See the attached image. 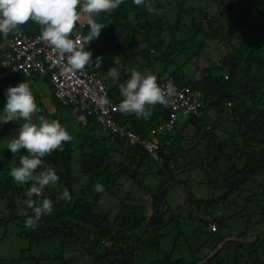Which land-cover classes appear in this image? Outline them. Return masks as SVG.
<instances>
[{
	"label": "trees",
	"instance_id": "1",
	"mask_svg": "<svg viewBox=\"0 0 264 264\" xmlns=\"http://www.w3.org/2000/svg\"><path fill=\"white\" fill-rule=\"evenodd\" d=\"M206 1L203 5L192 0H145L154 9L149 12L144 4L123 0L112 12L91 17L94 22L105 25L100 32L103 39L119 42L110 51L103 47L91 53L93 62L89 63L102 76L110 100L123 99L118 83L109 77L108 71L115 66L124 67L130 61L123 58L116 62L114 54L124 48L135 58L148 62L139 66L140 72L156 75L158 84L172 79L176 86H191L204 96L203 113L187 116L183 122L180 119L169 131H158L169 119L168 105L153 106L147 120L121 111L114 113L120 127L133 130L141 140H151L152 133H156L160 142L158 159L142 142L131 146L120 134L104 129L94 111L82 110L76 104L66 103L67 99L58 98L48 73L34 74L31 78L18 74L3 80L0 84L3 107L6 90L26 81L33 87L31 91L39 109L34 122H38L39 116L58 120L72 140L63 144V151L46 155L36 170L35 174H39L52 168L59 180L55 185L45 186L40 196L32 197L36 205L44 199L53 203L52 212L43 216L33 229L25 226L33 209L23 203L33 182L19 185L10 175L11 167L19 166L20 157L27 153L21 149L14 155L7 149L25 121L0 124V245L8 233L29 242L28 247L15 252V258H0V264L1 260L3 264H197L227 237L244 240L226 242L204 264H264V178H259L264 175V0ZM212 8L218 11L219 19L228 15L231 25L218 27L222 30L205 28L202 31L200 27L204 25L195 13L204 17L213 13L209 11ZM38 29V24L30 19L7 37L0 33V40L8 41L18 31L32 34ZM187 35L193 37L187 39ZM199 35L218 40L227 48L219 65L201 68V77L195 73L199 71L196 68L189 75L187 63L183 65L179 61L184 54L189 57L191 49L202 48L203 42L197 39ZM136 48H139L137 56ZM98 57L100 63L96 62ZM40 75L47 90L35 85ZM130 75L122 70L120 83L127 82ZM207 108L215 110V114L205 118ZM224 112L227 114L223 115ZM218 121L223 125L233 123L232 132L217 125ZM190 127H195L196 136L205 141L204 152L199 151L198 162L183 163L181 160L187 156L184 153L192 151L186 146ZM220 129L229 137L219 138ZM191 167L202 169L209 176V184L217 183L222 189L221 195L206 198L198 197L187 188L186 202L213 217L197 214L183 220L176 212L183 204L173 209L167 201L172 185L187 187L188 180L180 179L179 174ZM148 176L157 179L156 189L148 184ZM127 181L132 183V189L118 199L117 192L122 191ZM97 183L104 186L103 192L94 190ZM65 188L71 199H57ZM138 189L150 195L147 200L136 197ZM233 196H243V204L230 203L241 208L230 215L220 213V205H225ZM104 197L118 202L108 210ZM252 204H255L254 212L250 211ZM21 212L25 214L20 215ZM237 215L246 217L247 223L252 220L254 227L263 224V229L252 232L245 227L237 233L228 232L234 228L224 229L225 220ZM253 215L261 218L253 221ZM213 224L217 230H212ZM170 231L176 232L171 247L164 240ZM42 245L47 246V251L33 254ZM78 260L81 262L75 263Z\"/></svg>",
	"mask_w": 264,
	"mask_h": 264
},
{
	"label": "clouds",
	"instance_id": "2",
	"mask_svg": "<svg viewBox=\"0 0 264 264\" xmlns=\"http://www.w3.org/2000/svg\"><path fill=\"white\" fill-rule=\"evenodd\" d=\"M133 2L136 5L144 4L149 12L154 11L151 4L145 3V0ZM121 3L123 0H0V33L7 37L10 32H14L31 19L42 26L41 40L55 47L62 57L67 54L71 70H83L86 65L93 62L91 53L101 47L103 40L100 32L105 25L94 22L91 17L98 16L101 12L110 13ZM83 23L86 24L84 30L81 29ZM80 30L87 36L85 44L90 42L91 45L78 47L68 38L72 31ZM96 62L100 63L99 57ZM45 70L50 73L52 68L46 67ZM108 75L113 79L118 78L115 68H110ZM51 83L53 84L52 81ZM120 92L123 97L118 106L121 113L135 114L137 118L147 120L152 115L153 106L168 105L169 100L176 94V87L171 80L161 87L157 83L156 75L133 69L126 84L120 85ZM5 95L7 100L3 111L0 112V124L20 119L25 121L18 129V136L8 143L7 149L14 155L21 149L26 150L27 154L20 157L19 166L11 167L10 175L19 185L33 182L26 192L27 199L23 203L33 209V215L25 221V226L34 229L43 216L52 212L53 203L49 199H44L41 204L36 205L32 197L40 196L45 186L55 185L59 180V176L52 168H47L38 175L35 174L36 170L42 166L46 155L55 150L63 151V144L70 142L72 136L58 120L49 121L44 116H39L38 122H34L33 117L39 109L28 82H21L15 87L10 86ZM101 103L108 104L107 97L102 98ZM95 116L102 125L96 113ZM102 127L104 128L103 125ZM123 138L130 143L128 138ZM94 190L98 193L103 192L104 186L97 183ZM57 199L70 200L68 189L65 188Z\"/></svg>",
	"mask_w": 264,
	"mask_h": 264
},
{
	"label": "built area",
	"instance_id": "3",
	"mask_svg": "<svg viewBox=\"0 0 264 264\" xmlns=\"http://www.w3.org/2000/svg\"><path fill=\"white\" fill-rule=\"evenodd\" d=\"M86 24L81 25L84 30ZM39 29L32 34L25 31H19L8 41H0V84L6 76L16 73H24L30 76L33 70L39 68H54L51 81L55 87V94L58 98L67 99L66 103L76 104L82 110L94 111L98 120L104 128L113 133H118L130 140L131 145L143 143L144 147L151 152L156 159L159 158L157 150L160 142L155 132L152 133L151 140H141L135 132L120 127L113 118V112L120 111V101L108 99V91L105 84L99 78L97 72L89 68V64L83 70L73 71L68 65L67 54L63 57L60 52L46 41L40 39L42 26L38 24ZM72 31L69 35L78 47L91 45L85 44L87 37L84 32ZM39 56L44 57L43 59ZM172 79L159 83L161 87ZM175 85V84H174ZM176 94L169 100L170 107L169 119L158 131H169L175 128L179 120V115L185 116L201 115L205 107L204 96L200 90L193 89L191 86H176ZM107 97L109 103L102 104L101 99ZM84 118L83 116H81ZM212 230H217V225L213 224Z\"/></svg>",
	"mask_w": 264,
	"mask_h": 264
},
{
	"label": "rangeland",
	"instance_id": "4",
	"mask_svg": "<svg viewBox=\"0 0 264 264\" xmlns=\"http://www.w3.org/2000/svg\"><path fill=\"white\" fill-rule=\"evenodd\" d=\"M191 1V0H190ZM196 3L201 4L203 1L207 2L206 0H192ZM204 5V2H203ZM209 11L213 12L210 13L209 15H205L204 17H202V15L199 12L195 13V17L199 18L201 23L204 25H201V30L203 31L205 28H208V30L210 31H214V30H222L223 28H225V25H231L230 22V17L228 15H224L221 16V18H217V14L218 11L214 8L210 9ZM209 21H215V24L212 25L211 22ZM216 27V28H215ZM218 27H223V28H218ZM167 38V35H165ZM187 39H191L193 37V35H187L186 36ZM198 41H200L202 44V48L198 51V49L196 51H193L191 49V53L189 55V57H187L185 54V56H181L179 58V61L181 63L186 64L187 63V73L189 75H192L196 69H198L199 71H196L195 73H197V75L199 77H201V68L208 66V65H219L220 64V60L221 58L225 55L226 53V47L223 43H221L218 40H212L209 38H206L204 36H200L197 38ZM193 42L195 40H192ZM118 43L116 40H110V39H103L101 42V47L103 48L105 47L108 51L117 48ZM114 47V48H113ZM138 50L139 48H136V56L138 55ZM115 58H116V62L122 60L123 58H130V61L127 64H124V67H120V66H115L114 68L117 70L118 72V78L115 79V81L118 83L119 87L122 84L126 83V82H121L120 83V77L122 76V70L125 73H131L132 70L134 69L133 67H135L137 71H140L139 66H141V64H145L148 63L147 61L144 62L143 59H141L140 57L135 58L131 52L127 49L124 48L122 50H120V52L115 53L114 54ZM138 59L141 61L139 62ZM130 65H132L133 67H131ZM130 66V67H129ZM191 68H190V67ZM131 76V75H130ZM35 85L40 89V88H45L46 90L48 89L47 84L44 80V78L40 75L39 78L37 80H35ZM33 87H31L32 89ZM46 103H48L46 101ZM4 108L3 105L0 102V109ZM215 114V110H213L212 108H207L204 117L208 118V116H212ZM227 113L224 112L223 115H226ZM180 119H186L187 116L180 114L179 115ZM217 125H220V127H222L224 130L228 131V132H232L233 130V123L230 124H222L220 121L216 122ZM196 128L195 127H190L189 128V132H188V138L186 139V141L188 142V144L186 145L187 148H189L190 150H192L191 152H185L184 154H186V159L185 157L181 160L182 155H179V158L181 161H183V163L186 162H191L193 160H196L198 162L199 160V156H200V152L201 150H203L204 152V145H205V141L201 140L199 137L196 136L195 134ZM215 132H217V129L215 130ZM219 138H227L229 137V135L224 132L222 129L218 130ZM233 134V133H232ZM231 134V136H232ZM123 138V137H121ZM198 150V151H197ZM202 152V156H204V153ZM185 162V163H186ZM190 165H193V163H190ZM76 167L78 168V165L76 164ZM200 168H193L191 167L190 170H188V172H185L184 174L181 173L179 174L181 177L180 179L183 180H188V185L186 186H176V185H172L171 187V191L167 197V201L170 205L173 206V209H175L179 204H183V206L176 208V212L180 213L179 215L183 218V220L186 219L189 220L190 216H196L201 215L203 217L206 218H210L213 216H209L207 213L205 214V211H198L197 208L193 207L191 204H189L187 201L188 199V192H187V188L189 186L190 189H192L194 191V193L200 197H206V198H212L215 196H219L222 194V189L220 188V186L217 185V183L215 184H209L210 180H209V176H205L204 171H202V169L199 171ZM212 172H214V170H211ZM38 175V174H37ZM259 178H264V175H260ZM147 182L149 185L155 186V189L157 188V179L153 176H148L147 178ZM205 181V183H204ZM132 183L127 181L126 183L123 184L122 187V191L117 192V195H119L117 198H123L125 197L127 194V191H129L131 188ZM218 186V187H217ZM174 193V194H173ZM248 193V194H247ZM247 195H249V192H246ZM251 194V192H250ZM135 195L136 197L141 196L143 199L147 200L148 196L147 194L144 193L143 190H136L135 191ZM243 196L239 197V196H233L231 197L230 201H228L225 205H220L221 207V211L220 213H225L226 215H230L231 213L234 212L235 209L239 210L241 207H238L237 205H241L244 203ZM118 199L115 203V198H110V197H104L103 201L105 203V208L109 210V208H111L112 206L114 207L117 202ZM233 202H237V205H233L230 203ZM148 206H149V211L152 212V209L150 207L151 201H148ZM254 205V206H253ZM255 204L251 205V212L256 211L255 209ZM218 214V210L215 211ZM215 213V214H216ZM1 215V213H0ZM261 217L259 215H253V221L254 220H258ZM251 222V223H250ZM187 224V223H186ZM225 225L224 229H228V228H234L231 230H227L228 232H234L237 233L239 230L244 229L245 227L249 228V231H260L263 229V224L262 225H257L256 227L253 226L252 224V220H249V223H247V218L243 217V216H232L228 219L225 220ZM3 235V234H2ZM175 235L176 232L170 231L168 233V235L165 237L164 240H166V243H169L170 247L172 246L174 239H175ZM29 246V242L26 239H22L16 235L10 234L8 233L6 235V237H4L3 239V243L2 246L0 245V258H6L8 256H12V258H15V252L19 253V250L23 247H28ZM164 248L168 249L169 246H164ZM186 249V248H183ZM47 251V246L46 245H42V246H37L36 249L33 251V254H39L41 252ZM19 257L16 256V259H18ZM78 259V257L75 258V260ZM21 262V261H19ZM81 262V260H78V262L75 263H79ZM1 263L3 264V261L1 260Z\"/></svg>",
	"mask_w": 264,
	"mask_h": 264
},
{
	"label": "bare ground",
	"instance_id": "5",
	"mask_svg": "<svg viewBox=\"0 0 264 264\" xmlns=\"http://www.w3.org/2000/svg\"><path fill=\"white\" fill-rule=\"evenodd\" d=\"M91 67H92L91 64H89V68H90V70L93 71V72H97L99 78H101V80L103 81V78H102V76L100 75V73H99L98 71H96V70H92ZM54 70H57V67H56V69L53 68L52 71H51L50 73H48L50 79L52 78V73H53ZM41 72H46L45 68H39V69H37V70H33L32 73H31V75H30V77H32V75H34V74H39V73H41ZM46 73H47V72H46ZM18 74H24V73L20 72V73H16V74H11V75L6 76L5 79L10 78V77H13V76H16V75H18ZM24 75L27 76L26 74H24ZM5 79H4V80H5ZM103 83H104V81H103ZM104 84H105V83H104ZM105 86H106V85H105ZM106 89H107V86H106ZM107 91H108V89H107ZM107 96H108V95H107ZM108 99H109V98H108ZM116 112H117V111H116ZM114 113H115V112H113V118H114L115 122L118 124V122L116 121V119H115V117H114ZM118 125H119V124H118ZM119 126H120V125H119Z\"/></svg>",
	"mask_w": 264,
	"mask_h": 264
},
{
	"label": "water",
	"instance_id": "6",
	"mask_svg": "<svg viewBox=\"0 0 264 264\" xmlns=\"http://www.w3.org/2000/svg\"><path fill=\"white\" fill-rule=\"evenodd\" d=\"M230 240H244L236 237H227L225 240H223L219 245L216 247L215 250L211 251L203 260L199 261L197 264H204L206 263L209 259L215 256L219 252V250L224 246V244ZM250 240V239H248Z\"/></svg>",
	"mask_w": 264,
	"mask_h": 264
},
{
	"label": "crops",
	"instance_id": "7",
	"mask_svg": "<svg viewBox=\"0 0 264 264\" xmlns=\"http://www.w3.org/2000/svg\"><path fill=\"white\" fill-rule=\"evenodd\" d=\"M186 120V119H185ZM184 121V119H182V122Z\"/></svg>",
	"mask_w": 264,
	"mask_h": 264
}]
</instances>
